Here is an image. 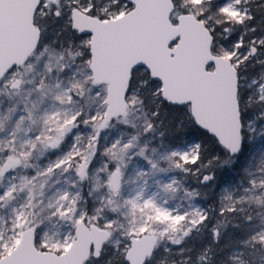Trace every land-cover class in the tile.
Wrapping results in <instances>:
<instances>
[{
	"label": "snow or ice",
	"instance_id": "obj_1",
	"mask_svg": "<svg viewBox=\"0 0 264 264\" xmlns=\"http://www.w3.org/2000/svg\"><path fill=\"white\" fill-rule=\"evenodd\" d=\"M258 121L264 0H0V264H264Z\"/></svg>",
	"mask_w": 264,
	"mask_h": 264
},
{
	"label": "trees",
	"instance_id": "obj_2",
	"mask_svg": "<svg viewBox=\"0 0 264 264\" xmlns=\"http://www.w3.org/2000/svg\"><path fill=\"white\" fill-rule=\"evenodd\" d=\"M260 16L261 13H256V20L253 22L254 25L260 23ZM55 28V25L53 26ZM256 113L253 112L251 117H253ZM183 113L180 110H172L169 115L166 117L162 116L165 119V123L169 126H174L175 122L178 119L183 118ZM179 136L187 139H195L202 142L205 145V156L206 158H210L220 152V149L214 142L208 138L202 130L195 128L192 125H188V127L183 131L178 133ZM179 144V141H177ZM255 158L259 160L260 152L256 148L253 147V144L250 142H246L244 149L242 150L241 154L236 159V162L230 169H220L217 170V181L213 187V192L210 194L209 200H201L204 206H207L209 203L215 204L219 200V196L221 194L222 188L230 181L238 183L240 177V170L244 167H247L249 162ZM231 235V233H230ZM207 240L204 241L206 243ZM225 243L227 242V237L225 238ZM202 243V242H200ZM200 246H203L202 244ZM174 257H169L163 250L161 249L160 252L157 253L156 259L157 260H164V259H173Z\"/></svg>",
	"mask_w": 264,
	"mask_h": 264
},
{
	"label": "rangeland",
	"instance_id": "obj_3",
	"mask_svg": "<svg viewBox=\"0 0 264 264\" xmlns=\"http://www.w3.org/2000/svg\"><path fill=\"white\" fill-rule=\"evenodd\" d=\"M251 119H253V120L256 119V114H255L253 117H251ZM260 123H264V121H261V122L258 121V122H257V126H258V127H259V124H260ZM250 143L253 144V147H254V148H256L257 150H259L260 155H261L262 152H264V138H261V137L257 136L253 141H250ZM235 184H237V183H236V182H233V181L228 182V183L222 188L221 193L223 192V190H224L225 188H230V187L234 186ZM197 203L200 204L201 206H204V204L201 202V200L197 201Z\"/></svg>",
	"mask_w": 264,
	"mask_h": 264
}]
</instances>
